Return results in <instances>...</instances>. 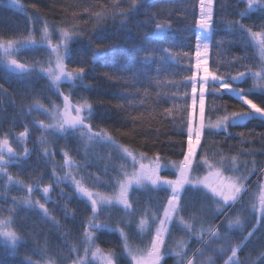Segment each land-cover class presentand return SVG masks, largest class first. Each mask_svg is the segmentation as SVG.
<instances>
[{"label": "trees", "instance_id": "1", "mask_svg": "<svg viewBox=\"0 0 264 264\" xmlns=\"http://www.w3.org/2000/svg\"><path fill=\"white\" fill-rule=\"evenodd\" d=\"M131 6L132 0H0V44L6 46L11 41L21 45L29 37L36 41V46L12 52H16L18 63L30 69L27 74H14L0 62V140L12 141L27 130L32 155L24 163L29 167L14 175L24 185L39 181L42 187L53 186L54 177L63 173L55 166L64 152L77 165L78 180L85 187L110 197L116 194L118 181L133 169L124 148L158 161L162 167L184 160L194 106L191 77L197 38L202 37L197 26L200 0H138L135 9ZM157 24L167 25L161 36L153 35ZM211 24L207 33L209 72L243 89L246 98L264 108V90L252 89V73L260 70L262 61L249 34V30L264 32V8L251 10L243 0H213ZM45 27L53 47L60 46L62 29L71 34L66 47L60 46V54L67 71L85 69L77 76V86L56 91L48 78L39 74L53 59L52 50L42 40ZM98 50L101 54L93 59ZM239 72H245V77L233 81ZM59 93L77 104L91 105L85 123L91 125L92 133L106 132L111 140L84 145L71 139L45 138L38 147L35 123L46 118L36 108L55 106ZM237 111L247 110L235 93H218L209 87L204 97L206 124ZM205 159L224 176L242 178L243 191L231 206L220 201L222 210L218 212V198L197 186H186L180 193L178 221L171 223L165 235L162 264H179L180 258L174 255L178 241L187 242L185 259L190 257L211 237L209 229L239 244L254 231L238 249L233 264H260L264 255V215L258 211L259 189L264 184V121L253 118L244 127L228 126L225 132L203 130L193 157L191 181L206 175L209 167L203 163ZM162 170L157 172L161 179L171 180L176 174ZM146 185L129 193L132 208L128 212L108 207L96 214L94 223L107 227L89 229L91 243L84 234L93 214L64 185L66 195L74 199L73 207L79 205L88 218H77L65 199L50 206L45 216L23 208L20 193L0 192V218H10L19 240L13 250L0 241V264H74L80 260L101 264L98 258L109 253L114 264H130L120 231L127 235L129 246L146 249L151 233H140L137 224L142 218L161 216L170 196L166 185ZM237 216L241 227L230 230L228 222ZM257 216H261L259 223ZM181 217L195 231L190 234L184 229ZM200 229L205 230L203 240L197 238ZM97 248L100 254L94 259L92 253Z\"/></svg>", "mask_w": 264, "mask_h": 264}, {"label": "snow or ice", "instance_id": "2", "mask_svg": "<svg viewBox=\"0 0 264 264\" xmlns=\"http://www.w3.org/2000/svg\"><path fill=\"white\" fill-rule=\"evenodd\" d=\"M14 2V0H13ZM138 0H132V9H135L137 7ZM213 0H200V11L201 16L200 19L197 20V26L198 28L204 30L205 32L210 31L212 24V12H211V6H212ZM253 7H261L264 8V0H248V8L251 9ZM99 15V14H97ZM241 15H244V13H241ZM241 28H243V25H241ZM167 29V25L163 24H157L156 31L153 33L154 36H161L165 33ZM249 34L253 41H255L260 56L262 59H264V32H251L249 30ZM71 39V34L67 31L62 29L61 30V40H60V46H65ZM42 40L47 42V47L52 50L53 53H55V69H53L51 66L47 69L43 70L46 71L48 77L51 79L52 83L54 85L58 84L62 78H67L69 81L75 79L77 76L84 73L85 69L83 67L75 68L71 72L67 71L66 66L63 63V58L60 55V46L53 47L51 43V39L49 36V32L47 27H45L43 34H42ZM197 56H200V43H201V37L198 36L197 38ZM30 46H36V41L31 39L29 37L25 40V42L20 45V47H30ZM204 48L207 49L208 44L204 43ZM17 45H15L13 42L9 41L8 44L5 46L3 44H0V48H3L5 55H11L13 50L16 49ZM168 50L165 49V52ZM101 53L99 50L97 52L93 53V59H95L98 55ZM146 60L150 59V57H146ZM10 65L14 66L16 69L20 70L21 72L27 71L24 64L18 63L16 60H11ZM197 67H200V65H197ZM204 75L200 77V83L197 84L196 81V75L193 74L191 79L194 81L192 85V91L193 93L196 92L197 87H199L200 92V114H201V124L198 128L195 129V141L198 144L201 138V131L204 127L203 124V116H204V92L207 85V81L209 78L213 81V87L215 91H227L230 93H235L238 99H240L243 104L247 105L248 108L252 109L253 113H257L260 116H264V108L258 107L255 103H253L252 100L246 98L245 92L243 89H239L233 86L232 83L224 80L221 76L215 73L209 72L208 68L205 66L204 68ZM246 75L245 72H239L237 75L232 77L233 81L240 80L244 78ZM253 77L255 78L256 82L254 83V87L264 88V65L261 66L259 71H256L252 73ZM63 95V94H61ZM42 107V106H41ZM71 104L69 102V97L64 96V107L63 110H60L59 108H56L54 106L53 111L51 113L52 119L54 121L51 125H44L41 123L40 127L48 130L52 129H58L60 132H64L67 129H73L75 130L77 127H83L84 129H87V132H82V135H87V138L89 141L92 139H96L99 141L104 140H111V137L108 136L106 132H99V133H92L91 125L85 124L84 120L85 117L82 115L85 109L89 111L91 110V105L85 103L83 105H78L75 107V115H70ZM252 115V113L247 111H237L232 112L230 114H225L219 117L214 125L212 127L215 128H227L229 122L232 124H236L239 120H243L246 117ZM188 132L189 136L193 134V125L191 121H189L188 126ZM20 139L23 140L27 135V130L25 132H21ZM7 150V153L10 156L16 155L13 152V149L9 146L8 139L5 138L3 140H0V173L7 175L8 183L13 182L12 176L8 175L5 171L4 164L6 163L3 151ZM27 149H25V154H27ZM123 151L125 154L131 158L134 162V165L136 163V157L133 155L132 152H130L127 148H124ZM195 145L193 144L192 139L190 138L188 141V151L187 154L184 157V160L179 164V171L177 175L176 180H167V179H161L159 175L157 174L159 165H155L152 167H146L143 162H140L139 171L133 173L130 177L127 173L124 174V179L118 181V191L114 196H105L102 193L96 192L93 193L90 191L87 187H85L81 181L76 180L73 178V183L75 184L76 192L80 194L83 197H86L87 200L91 204V212L92 216L89 218V224L88 228L85 229V240L89 243L93 241V235L92 232L89 231V229H97L102 227H107L106 225H100L94 223L96 219V214L101 210L102 205L111 206L113 204L122 205L123 208L127 211L132 208L131 203L129 202V190L133 184L140 185L144 181H149L153 186L158 185H166L167 187L171 188L172 195L168 198L167 204L164 206L163 209V215L162 216H154L153 219H159V225L156 228L155 234L152 235L150 245L144 249H136L133 250L129 247L127 242V235L121 230L120 235L122 239L124 240V251L127 253L128 256L131 257L132 264H162V260L164 256L166 255L165 252L162 251L163 246L165 244V234L170 231V223L172 222L174 215H178L179 212V201H180V192L184 188L186 184L192 183L193 187H196L197 185H202L204 188L209 189V191L212 193L213 198H219V200L216 201L218 204L217 211H221L222 209L219 207L220 201H223V204L225 206H231L230 202H236L237 199L240 197L242 191H243V184L241 183L242 178L240 177H226L224 176L223 172L219 169L213 170L212 165H209V162L207 159L203 161L205 165L209 167V176L215 177L216 182L215 183H209V177L206 176L203 179H198L195 182L191 181L189 176V171L191 169L192 164V157L195 155ZM233 165H235L236 158H232ZM71 158L67 152H64V164L66 167L71 166ZM55 174V173H54ZM66 174V178H67ZM15 183L20 184V181H16ZM27 191L29 194H31L34 191L33 185L29 184L27 186ZM42 193L44 194L45 200L47 202V198L50 195V186H45L42 188ZM23 204L27 206H33V201L29 197L23 199ZM259 212L264 215V184L260 185V193H259ZM35 206H38L42 212L45 214V216L48 215V209L45 207L44 204L40 203L39 200L35 202ZM261 221V216H257V222L259 223ZM11 223L10 218L9 219H0V236H3L6 238L8 242H10L12 248H15L16 242H17V235L14 231L6 230L9 228V225ZM180 225L187 229L188 232L191 234L194 230L193 225L191 223L186 222L182 217L179 221ZM148 226V220L145 218H142L139 222L138 228L141 232L145 230V228ZM235 227H241V220L240 217L237 216L234 220H229L228 222V228L231 230ZM204 229H200L201 235L197 238L199 240H203V233ZM211 233V237H218L219 231L214 229L207 230ZM254 235L253 232H249L247 236L244 237L243 240L240 241L239 245L236 246H230V252L231 255L228 257V259L225 261V264H233L234 261H236L238 257V249L245 245V242L248 241L252 236ZM211 237L208 241H205L201 248L196 249V251L193 253L192 257H187L186 247L187 242L185 241H178L177 243V249L174 251V255L180 258L179 264H197V256H203V249L204 247H207L209 243H211ZM225 241H229L230 237L228 235H225L224 237ZM75 250V249H73ZM227 249L222 247L218 251L220 253H224ZM87 252V249H85ZM100 254V249H96L92 253L93 258L95 259L97 255ZM105 264H114V256L113 254L109 253L108 256L103 257ZM74 264H84L83 260H80L79 262H74ZM199 264H215L213 257L211 255L204 257L202 260L199 261ZM260 264H264V255L260 258Z\"/></svg>", "mask_w": 264, "mask_h": 264}, {"label": "rangeland", "instance_id": "3", "mask_svg": "<svg viewBox=\"0 0 264 264\" xmlns=\"http://www.w3.org/2000/svg\"><path fill=\"white\" fill-rule=\"evenodd\" d=\"M243 1H245L247 4H248V0H243ZM212 6H213V2H212ZM212 6H211V12H212ZM257 8H261V7H253V8H251V10L252 9H257ZM200 16H201V11L199 12V18L198 19H200ZM199 29V32H200V34L202 35V37H201V43H200V47H199V51H200V56H197V51H198V49H197V46H196V53H195V71H194V74L196 75V83L197 84H199L201 81H200V77H202L205 73H204V68H205V66L207 67V49H205L204 48V43H207L208 44V36H207V33L209 32H205L204 30H202V29H200V28H198ZM60 40H61V35H60ZM59 44V43H58ZM22 45V44H21ZM255 47H256V53H257V55L261 58V56H260V53H259V50H258V47H257V45H256V43H255ZM24 47H20V45H17V47H16V49H14V50H21V49H23ZM2 51L0 52V62H1V64L4 66V67H6L7 69H9L10 68V61L11 60H16L15 59V53L16 52H14V53H12L11 55H5V53H4V50H3V48L1 49ZM61 55V54H60ZM62 56V55H61ZM55 53H53V59H52V61L48 64V66L45 68V69H47L48 67H52L53 69H55ZM261 61H262V65H264V59H262L261 58ZM197 65H200V67H197ZM44 69V70H45ZM39 72V74H42V75H44V76H46L47 78H48V80L51 82V84L55 87L54 89H56L57 90V88L59 87V85H61L64 81H66V80H68L67 78H62L61 79V81L58 83V84H56V85H54L53 83H52V81H51V79L48 77V75H47V73H46V71H42V70H39L38 71ZM78 81L79 80V77H76L75 79H73V81ZM251 80H252V89L253 90H255V91H260V90H264V88H259V87H254V83L256 82V80H255V78L254 77H252L251 78ZM192 81V84L194 83V81L193 80H191ZM209 87H213V81L211 80V78H209V80L207 81V85H206V88H205V92H204V97H205V95H206V93H208L209 92ZM58 91V90H57ZM216 92H218V93H223V92H227V91H216ZM230 93V92H229ZM204 97H203V99H204ZM193 99H194V106H193V113H192V116H191V123H192V125H193V134L191 135V137L189 136V132H188V141H189V139L191 138L192 139V141H193V144L195 145V149L197 148V143H196V141H195V129L196 128H198L199 126H200V124H201V114H200V108H201V105H200V92H199V87H197V90H196V92L193 94ZM240 102H242L240 99H238ZM242 104H243V102H242ZM244 105V107L246 108V110H247V112H250V113H252V116H253V118H257V119H261V120H263L264 121V116H260L259 114H257V113H253L252 112V109H250V108H248V106L247 105H245V104H243ZM57 108V107H56ZM60 109V108H59ZM36 111L38 112V113H40V114H42L44 117H46V118H48V116L52 113V111H53V108H51L50 110H47V109H44V108H36ZM88 111V110H87ZM49 119V118H48ZM50 121H52L51 120V117H50V119H49V122L48 123H50ZM38 123H41V122H38ZM47 123V124H48ZM46 124V125H47ZM203 124H204V127H203V129H202V131L203 130H205V129H212V130H215V131H221V132H225L226 130H227V128H224V127H221V128H215V127H212V125H214V124H206L205 122H204V119H203ZM229 125V124H228ZM228 127V126H227ZM84 131V128H82V129H80V130H78L77 132H75V133H73L72 134V137H74V138H76V139H78V140H81V142H82V144H84V145H89L90 143H93L94 141H96V139H92L91 141H89L88 140V138H87V135H82V132ZM202 131H201V133H202ZM85 133V132H84ZM46 137H45V135H43L42 137H41V140H44ZM44 152H46L45 151V149H44ZM123 154L124 155H126L125 154V152L123 151ZM135 157H136V163H135V165H134V162H133V160L131 159V158H129L127 155H126V157L127 158H129L130 159V161H131V164H132V167H133V169H132V171L131 172H129V173H127L128 175H129V177L133 174V173H135V172H137V169L140 167V162H143L144 163V165L145 166H148V167H152V166H155V165H159V170H162V171H164V169L165 170H168V171H170L171 173H176L175 174V176L171 179V180H176L177 179V175H178V171H179V165H169V166H165V167H162L160 164H159V162L158 161H152V160H149V159H147V158H145V157H142V156H137V155H134ZM194 157V156H193ZM193 157H192V162H193ZM191 166H192V164H191ZM191 170V169H190ZM189 176H190V171H189ZM206 176H208L209 177V183H215L216 182V178L215 177H212V176H209V170L207 171V173H206V175L204 176V177H206ZM203 177V178H204ZM203 178H201V179H203ZM122 179H124V177L122 178ZM146 184H151L149 181H144L142 184H140V185H136V184H133L132 186H131V188H130V190H129V193L131 192V191H133V190H143V189H145V187L147 186ZM186 186H192V183H189V184H186L185 186H184V188L186 187ZM15 187H20V184H17V186H15ZM197 187H199V188H201V189H203L204 191H206L208 194H211L212 195V193L209 191V189H206V188H204L202 185H197ZM183 188V189H184ZM170 189V196L172 195V192H171V188H169ZM182 189V190H183ZM181 190V191H182ZM117 191H118V186H117ZM259 191H260V189H259ZM181 193V192H180ZM169 196V197H170ZM32 200V199H31ZM222 201V200H221ZM223 202V201H222ZM167 204V203H166ZM23 206H25V207H27V208H33V206H27V205H24L23 204ZM112 206H115V207H118V208H120V209H122L123 211H125V212H128L129 210H125L124 208H123V206L122 205H117V204H113V205H111V206H107V205H102L101 207H112ZM260 205L258 204V207H259ZM164 209V208H163ZM213 212H216V209L214 208L213 209ZM163 215V211H162V214H161V216ZM177 216L178 215H174V218H173V220H172V222L171 223H173V222H176V221H178L177 220ZM1 219V218H0ZM148 220V226L145 228V230L143 231V232H141L140 231V229L138 228V225H139V222H138V224H137V229H138V231L140 232V233H146V232H150L151 233V236L152 235H154L155 234V231H156V228L158 227V225H159V219L158 220H156V219H152V218H149V219H147ZM136 221H137V219H136ZM137 223V222H136ZM157 223V224H156ZM171 223H170V225H171ZM6 230H11V231H13L12 230V228H11V223H10V225H9V228L8 229H6ZM91 230H93V229H91ZM166 235V234H165ZM210 238H209V236L207 237V238H205V240L203 241V243H202V245L204 244V242L205 241H208ZM0 241L5 245V246H7L10 250H13V248H12V246H11V244H10V242H8L7 240H6V238L5 237H3V236H0ZM211 243H209L208 245H207V247H204V249H203V256H197L196 257V259H197V264H199V261L200 260H202L204 257H207V256H209V255H211L212 257H213V260H214V262H215V264H225V261L228 259V257L231 255V252H230V246H236V245H239V242L237 241V240H235L234 238H232V237H230V240L229 241H225V239L223 238V237H212L211 238ZM19 244V240L17 239V242H16V245H15V247L17 246ZM202 245L199 247V248H201L202 247ZM130 248H132L131 246H129ZM222 247H224V248H226L227 250L224 252V253H220L218 250L220 249V248H222ZM133 250H136L137 248H132ZM144 250V249H143ZM124 253H125V255H126V257L128 258V260H129V263L130 264H132V260H131V257L130 256H128L127 255V253L124 251ZM190 257H192V255L190 256ZM98 260H100V262H101V264H105V261H104V259H103V256H101L100 258H98ZM235 262V261H234ZM233 262V263H234Z\"/></svg>", "mask_w": 264, "mask_h": 264}, {"label": "flooded vegetation", "instance_id": "4", "mask_svg": "<svg viewBox=\"0 0 264 264\" xmlns=\"http://www.w3.org/2000/svg\"><path fill=\"white\" fill-rule=\"evenodd\" d=\"M75 81L66 80L61 85H59L57 90L61 91L62 89L65 90V89H70L73 86H77L75 84ZM61 97H64V96L61 95V93H59L60 100L57 102L55 107L60 108V110H63L64 102L61 99ZM69 102L71 104V108L69 110L70 115H75V107L78 105H81V104H77L76 102L72 101V99H70V98H69ZM51 108H54V106L50 107L47 110H50ZM82 115L85 117V120H84V123H85L86 119L89 116V111H87V109H85L84 112L82 113ZM50 117H51L52 121H50V123H48ZM48 118H46V120L41 122V123H43L44 125H46L47 123H48L47 125L53 124L54 121L52 119L51 114L48 116ZM41 123H38V122L35 123V127L38 130L36 133L37 143H38L37 146L38 147H39L40 139L43 135H45L46 138H54V139L63 138V139H71V140H75L77 142H81V140H78V139L72 137V134L77 132L78 130L82 129L83 127H77L75 130L69 128L64 132H60L58 129L48 130V129L41 128L40 127ZM83 132L86 133L87 129H84ZM28 141H29L28 134L26 135V137L23 140L20 139V135H17L16 137H14V139L12 141H8L9 146L13 149V152L16 155L10 156L7 153L6 149L3 151L2 154H3L4 159L6 161V163L4 164L5 171L7 172L8 175L12 176L13 182L8 183L7 175L0 173V192L5 191L7 193H14V192L20 193L22 195V198L19 200V203L23 208L39 212L43 215H45V214L42 212V210L38 206H35V202L37 200H39L40 203L44 204L45 207L49 210L50 206L52 207L54 205H57V203L59 201H62L65 199L66 205H68L69 209H75V216L77 218H81V219L88 218L89 216L87 213H83L82 211H80L79 205L76 204L73 207L74 199L71 198V195H70V197L68 195H66V190H64V188H63V185H64L66 187V189L69 190V192H71L75 195V197H76L75 200L79 204L86 205L91 210L90 202L87 200L86 197H83L76 192L75 184L73 183V178L78 180V167L75 163H71V166L66 167L64 164V154L63 153L60 155V157L58 159V161H60V164L55 166L57 169L61 170L63 173H61L60 177H58V176L54 177L55 181L53 182V186H50V195L47 198V202L45 200L44 194L41 191L43 187L39 185V181L36 182L35 184H32L34 187V191L31 194H29L27 191L28 185H24L21 181H20L21 182L20 187H15V186H17V183H15V182L18 181L14 177L15 173L22 172L24 167H27V166L29 167V164L24 163L26 160H29V157L32 155V153H31L32 151L28 146ZM25 149L28 150L27 154H25ZM38 151H39V149H38ZM137 171H139V168L137 169ZM66 174H68L67 178H66ZM29 195L33 201V208H27V207L23 206V199L29 197ZM112 207H115V206H112ZM102 208H108V207H101V209ZM163 260H164V258H163ZM163 260H162V262H163Z\"/></svg>", "mask_w": 264, "mask_h": 264}, {"label": "water", "instance_id": "5", "mask_svg": "<svg viewBox=\"0 0 264 264\" xmlns=\"http://www.w3.org/2000/svg\"><path fill=\"white\" fill-rule=\"evenodd\" d=\"M26 69H27V71H25V72H21L20 70H18V69H16L14 66H10V68H9V71H11L12 73H14V74H17V75H25V74H27L29 71H30V69L29 68H27V67H25ZM61 99L63 100V102H64V97H61ZM252 119H253V116L252 115H250V116H248V117H246L245 119H243V120H239L236 124H232L231 122H229V127L230 128H242V127H244L246 124H248L249 122H251L252 121ZM247 191V190H246ZM245 191V192H246ZM244 192V193H245ZM193 255V254H192Z\"/></svg>", "mask_w": 264, "mask_h": 264}]
</instances>
